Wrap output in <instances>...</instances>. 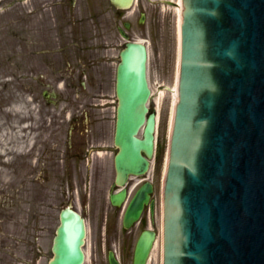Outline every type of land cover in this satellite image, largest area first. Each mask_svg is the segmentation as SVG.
<instances>
[{"label":"water","instance_id":"1","mask_svg":"<svg viewBox=\"0 0 264 264\" xmlns=\"http://www.w3.org/2000/svg\"><path fill=\"white\" fill-rule=\"evenodd\" d=\"M180 28L163 264H264V0H182ZM116 93L115 165L124 179L144 172L153 152L144 44L120 51ZM84 234L79 214L62 209L49 264H80ZM152 237L141 236L136 264Z\"/></svg>","mask_w":264,"mask_h":264},{"label":"rangeland","instance_id":"2","mask_svg":"<svg viewBox=\"0 0 264 264\" xmlns=\"http://www.w3.org/2000/svg\"><path fill=\"white\" fill-rule=\"evenodd\" d=\"M170 1L136 0L132 8L114 12L109 5L94 8L93 5L87 6L84 0H76L71 6L69 0H0V264H47L51 256V230L57 223L56 211H53L51 218L43 219L40 226L34 229L29 222V199H34V192L29 189L34 186L38 189V184L28 183L22 188L26 190L17 191L16 170L18 164L21 173L34 168L33 158H25V155L33 140L39 134H46V130L42 131L39 124L47 122L49 115L62 113L64 106L76 103L71 98V89L67 85L56 87L57 81L63 82L59 77L71 76L72 71L75 73L78 69L74 59L70 60L68 67L64 62L59 64L62 54L56 49H64L63 43L69 44L76 37L82 38V47L92 51L101 43L100 36L103 33L109 34L113 40L107 41L115 45V49L107 48L106 57L116 56L117 59L124 41L117 28L124 20L130 21V36L144 41L148 46L147 78L151 89L149 106L158 115L156 138L159 149L163 151L172 114L178 58V9ZM98 2L102 4L101 0ZM97 11H103L100 19L94 18ZM140 13L144 14L142 22L138 21ZM92 35L97 37L92 38ZM37 40H40V45L36 44L35 48L52 51L37 55V59L42 56L44 59L53 57L58 60L55 66L51 64V69H43L49 82L54 84L58 94L63 97L58 107L40 105L37 98L40 102L42 98L38 87L32 86L30 75L33 60L29 50ZM65 50V56L70 59L77 47L67 46ZM40 61L38 59L37 64ZM105 65L109 70L115 64L111 62ZM108 108L112 111V106ZM106 111L110 114L107 109ZM110 124L111 127L112 121ZM149 176H152V171ZM34 232L39 237L36 239L39 249L34 245ZM89 233L88 230L85 244L87 252L91 251ZM156 261L155 250L150 264H156Z\"/></svg>","mask_w":264,"mask_h":264},{"label":"flooded vegetation","instance_id":"3","mask_svg":"<svg viewBox=\"0 0 264 264\" xmlns=\"http://www.w3.org/2000/svg\"><path fill=\"white\" fill-rule=\"evenodd\" d=\"M85 4L93 5L94 8L101 7L98 0H85ZM95 14L96 17L101 15L100 12ZM101 37L103 42L99 49L79 51L78 77L80 74L82 79L79 84L72 81L69 85L83 90L79 92L76 104H68V116L64 115L63 109V114L49 116L47 127L44 128L45 123L40 126L42 131L46 130V134H39L33 140L30 157L35 162L34 168L21 173L18 164L16 190H21L28 183L38 184V189L35 186L29 189L34 192V199H29V222L33 227L39 226L43 218H51L52 210L56 211L58 218L59 210L66 205L83 216L90 231L88 241L91 251L87 252L84 248L85 259L82 264H111L110 255L115 264H134L137 242L143 231L149 228L155 234L151 253L155 250L157 256L159 253L160 181L158 177H152V189L147 191L148 201L144 203L140 216L125 226V211L138 190L148 182V177L130 175L124 186L117 187L115 184L116 146L109 126L111 114L106 111L112 105L108 98L111 93L108 91L114 84L111 68L108 70L105 65L112 61L106 57V51L107 47H113L107 40L113 39L104 33ZM46 52L43 49L34 50V54ZM37 60L34 57L33 71H42L51 65L50 60L41 58L40 64H37ZM40 75L34 73V86L36 81H41L38 79ZM39 86L46 88L49 83ZM112 96L115 101V94ZM45 101L47 104L58 105V98L49 96ZM122 190L125 191L123 200L114 204L111 195L116 196Z\"/></svg>","mask_w":264,"mask_h":264},{"label":"bare ground","instance_id":"4","mask_svg":"<svg viewBox=\"0 0 264 264\" xmlns=\"http://www.w3.org/2000/svg\"><path fill=\"white\" fill-rule=\"evenodd\" d=\"M178 7V6H177Z\"/></svg>","mask_w":264,"mask_h":264}]
</instances>
